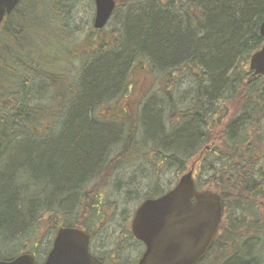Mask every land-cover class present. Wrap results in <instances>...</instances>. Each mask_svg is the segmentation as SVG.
Returning <instances> with one entry per match:
<instances>
[{"label": "trees", "instance_id": "1", "mask_svg": "<svg viewBox=\"0 0 264 264\" xmlns=\"http://www.w3.org/2000/svg\"><path fill=\"white\" fill-rule=\"evenodd\" d=\"M115 1L122 28L84 38L79 0H21L0 28V260L89 229L115 170L138 159L208 173L196 187L224 217L199 264L228 248L222 264H264V76L249 70L264 0ZM154 72L156 101L136 83ZM187 75L184 106L172 93Z\"/></svg>", "mask_w": 264, "mask_h": 264}, {"label": "water", "instance_id": "2", "mask_svg": "<svg viewBox=\"0 0 264 264\" xmlns=\"http://www.w3.org/2000/svg\"><path fill=\"white\" fill-rule=\"evenodd\" d=\"M21 0H0V27ZM93 27L102 30L111 20L115 0H95ZM264 37V22L260 27ZM254 76H264V44L250 58ZM224 208L219 194L196 187L194 168L176 186L158 199L145 201L133 221V234L146 251L138 264H199L219 232ZM0 264H36L24 253ZM44 264H103L90 252V236L79 227H61Z\"/></svg>", "mask_w": 264, "mask_h": 264}, {"label": "rangeland", "instance_id": "3", "mask_svg": "<svg viewBox=\"0 0 264 264\" xmlns=\"http://www.w3.org/2000/svg\"><path fill=\"white\" fill-rule=\"evenodd\" d=\"M76 13L77 23L80 25V35L82 34V38H84L92 29L94 23L96 13L95 1L79 0L76 6ZM115 27L122 28V16L120 14L115 15L111 19L107 30H112ZM140 81L143 82L140 85V92L150 91L148 100L152 99V97H161L164 94L162 93V89L165 87V80L161 74H156V72L154 74L152 73V75L149 74V80L139 77L136 83L139 84ZM181 82L179 88L172 95L175 99H179V104H185L184 106H186L187 96L190 93V88H193L194 83L190 75L185 76ZM163 103L166 104L165 101ZM155 163L151 166L148 165V162L134 159L121 164L115 170L108 182L109 186L101 191V212L97 214L94 222L89 224V229L93 233L92 235L96 236L95 246L97 249L100 248L105 252L111 251L116 245L118 246L117 233L126 228L128 224L127 220H131L132 217H129L134 216L138 207L146 200L145 194L154 185L157 184L162 189V192L166 193L174 188L181 178V176L177 175L174 167L167 168L163 164L158 166L159 163H156L155 166ZM261 165L264 166V163ZM191 167L192 164L189 163L187 172ZM193 168L195 181H199V178L201 180L200 182L206 180L205 176H208V173L206 174L204 171L199 173V168L194 166ZM95 182H97V179L94 180ZM261 205L260 210L264 214V202ZM53 239V236L46 237V235L40 240L37 238L34 240V244L28 249L30 251L29 253L35 254L38 263L42 264L44 262L51 247V240ZM139 252L140 248L135 243L123 244V249L119 253L122 260L118 264H127L130 261H136ZM229 254L228 248L224 254L215 253L211 258L206 259L203 264H222L228 258ZM107 264L114 263L110 260Z\"/></svg>", "mask_w": 264, "mask_h": 264}, {"label": "flooded vegetation", "instance_id": "4", "mask_svg": "<svg viewBox=\"0 0 264 264\" xmlns=\"http://www.w3.org/2000/svg\"><path fill=\"white\" fill-rule=\"evenodd\" d=\"M166 194V193H165ZM164 195V194H163ZM163 195H160L159 197L163 196ZM157 197V198H159ZM155 198V199H157ZM145 202V201H144ZM143 204V203H142ZM141 204V205H142ZM140 205V206H141ZM100 206L102 207V205H99L97 206V214H100L101 212V209H100ZM139 206V207H140ZM138 207V209H139ZM138 209L136 210V212L134 213V216H130L129 218H131V220H127L128 224L126 226V230H121L119 233H117V244L118 246L116 245L115 248H113L111 251H103L102 249L98 248L95 246V243H96V236L92 235L93 233L90 231V229H87V228H84V230L89 234L90 236V252L93 256L97 257L99 260H101L103 262V264H107L108 261H113L114 264H118L119 261L122 260V258L119 256V253L120 251L123 249V244L125 243H135L138 248H140V252L138 253V259L135 261H130V263H127V264H138L140 259L142 258V256L144 255L145 251H146V246L143 242H141L140 240L136 239V237L134 236L133 234V221H134V218L136 216V213L138 211ZM96 233V232H94ZM94 237V238H93ZM55 239V237H54ZM54 239L51 243V247H50V250L49 252L47 253L46 255V258L48 256V254L50 253V251L52 250L53 248V243H54ZM35 259H36V264H40L38 263L37 261V257L35 256V254H33ZM45 258V260H46ZM44 260V262H45ZM44 262H42V264H44Z\"/></svg>", "mask_w": 264, "mask_h": 264}]
</instances>
